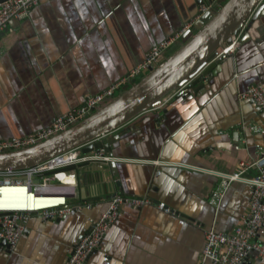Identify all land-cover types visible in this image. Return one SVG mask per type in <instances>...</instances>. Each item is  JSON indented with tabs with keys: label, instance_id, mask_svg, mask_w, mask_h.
<instances>
[{
	"label": "crops",
	"instance_id": "1",
	"mask_svg": "<svg viewBox=\"0 0 264 264\" xmlns=\"http://www.w3.org/2000/svg\"><path fill=\"white\" fill-rule=\"evenodd\" d=\"M204 1L41 0L10 21L0 31V140L49 126L125 77ZM180 45L179 39L162 59ZM226 55L197 86L182 95L171 90L159 106L101 138L116 136L109 161L77 169L75 209L47 221L29 216L15 248H0V264H64L115 193L150 203L122 206L86 264H207L205 231L230 232L249 207L250 186L233 182L216 210L211 196L220 176L264 150V114L239 96L251 84L264 87V8ZM257 238L264 244V224Z\"/></svg>",
	"mask_w": 264,
	"mask_h": 264
},
{
	"label": "built area",
	"instance_id": "2",
	"mask_svg": "<svg viewBox=\"0 0 264 264\" xmlns=\"http://www.w3.org/2000/svg\"><path fill=\"white\" fill-rule=\"evenodd\" d=\"M40 1L0 0V31L4 30L10 21L28 16ZM217 1L205 0L202 2L192 20L182 25L173 36L153 45L142 62L125 77L120 78L98 94L86 96L81 105L56 116L49 126L27 136L0 140V153L18 150L47 140L83 120L106 101L115 98L117 91L134 79L138 80V76H141L151 65L158 63L166 50L192 29L195 22L204 14L214 10ZM248 21L237 35L231 37L230 42L223 47L221 53L229 54L236 50L239 46V36ZM239 96L242 99L252 100L264 114V87L262 84L249 85ZM236 147L238 148V146ZM109 157L102 149L86 154L81 153L79 149H72L27 169L9 167L0 171V242L5 241L8 244V250H13L23 236L26 221L32 214L47 221L59 216H66L73 211L75 206L70 200L76 198L77 169L91 164L108 162ZM251 170H255L256 174L248 178L247 172ZM220 177V188L214 191L211 196V202L215 205L216 210L219 209L225 191L233 182L246 183L250 186L249 207L241 221L230 232L217 230L214 226L205 231L201 254L202 262L207 264H247L250 258L264 260V244L257 238L259 230L264 224V150H261L255 158L249 161H240L237 171ZM13 195H25L31 202L34 197L38 196L50 199L62 198V202L47 207L16 209L7 206ZM149 203L150 200L147 196L124 197L117 193L112 195L106 209L97 219L90 222L91 227L78 239L64 264H86L87 257L96 250L104 234L117 220L122 206L142 208ZM157 207L166 213L171 212L164 203H158Z\"/></svg>",
	"mask_w": 264,
	"mask_h": 264
},
{
	"label": "water",
	"instance_id": "3",
	"mask_svg": "<svg viewBox=\"0 0 264 264\" xmlns=\"http://www.w3.org/2000/svg\"><path fill=\"white\" fill-rule=\"evenodd\" d=\"M263 8L264 0H218L216 8L181 37V45L147 68L142 78L123 86L120 95L68 129L32 146L0 153V171L9 167L27 169L72 149L83 154L102 149L109 154L116 136L106 142L101 138L159 106L171 90H180L182 95L197 86L227 57L221 52L231 37L240 32L247 20L257 18ZM1 246L8 249L5 241L0 242Z\"/></svg>",
	"mask_w": 264,
	"mask_h": 264
},
{
	"label": "bare ground",
	"instance_id": "4",
	"mask_svg": "<svg viewBox=\"0 0 264 264\" xmlns=\"http://www.w3.org/2000/svg\"><path fill=\"white\" fill-rule=\"evenodd\" d=\"M62 201V198H59ZM54 205V202L52 199L47 197H34L31 200L26 197L25 195H13L7 204L10 208H16V209H23V208H29V207H39V206H49Z\"/></svg>",
	"mask_w": 264,
	"mask_h": 264
},
{
	"label": "rangeland",
	"instance_id": "5",
	"mask_svg": "<svg viewBox=\"0 0 264 264\" xmlns=\"http://www.w3.org/2000/svg\"><path fill=\"white\" fill-rule=\"evenodd\" d=\"M140 78H142V75H141V76H138V80H139ZM120 94H121V91H117L115 97H117V96L120 95Z\"/></svg>",
	"mask_w": 264,
	"mask_h": 264
}]
</instances>
